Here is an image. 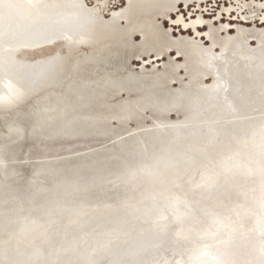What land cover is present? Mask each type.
Returning <instances> with one entry per match:
<instances>
[{"label": "rangeland", "instance_id": "374dc122", "mask_svg": "<svg viewBox=\"0 0 264 264\" xmlns=\"http://www.w3.org/2000/svg\"><path fill=\"white\" fill-rule=\"evenodd\" d=\"M178 1L15 0L20 7L0 10V95L9 83L20 94L0 103V254L174 196L222 162L205 157L206 146L264 147V0H180L170 16ZM192 23L199 31L188 34ZM155 27L175 31L168 43L202 35L205 44L194 56L154 47ZM185 54L203 71L193 100L202 110L155 114L152 106L192 89ZM233 65L256 83L245 111L229 93Z\"/></svg>", "mask_w": 264, "mask_h": 264}, {"label": "bare ground", "instance_id": "6f19581e", "mask_svg": "<svg viewBox=\"0 0 264 264\" xmlns=\"http://www.w3.org/2000/svg\"><path fill=\"white\" fill-rule=\"evenodd\" d=\"M184 3L180 0L175 3L170 16ZM179 25L174 23L175 27ZM190 29L199 31L194 23L187 29L188 34ZM151 31L156 34L150 44L157 48L168 45L175 52L188 48L194 56L193 49L205 44L202 35L185 36L187 42L168 43L165 34L169 33L157 27ZM247 34L244 32L242 36ZM169 35L174 36L175 31ZM213 47L214 42L210 43L209 52L203 54L209 57ZM186 57L192 89L186 88L183 93L152 106L155 114H163L167 109L188 116L194 110L201 112L193 100L198 98L196 94L200 95L196 90L201 87L203 71L195 68L199 65L197 60ZM176 58L180 56L177 54ZM207 63L211 67L218 65L213 59ZM232 70L235 76L230 79L229 93L240 109L248 110L253 104L248 92L255 89L256 83L237 66L233 65ZM177 73L175 71V75ZM164 85L170 87L167 76ZM260 94L264 103V93ZM218 147H223L224 153L215 152ZM235 149L231 140L206 146L205 157L221 158L222 162L214 161L202 167L200 174L174 196L144 203L137 211L123 207L82 224L73 222L53 232L63 235L59 240L52 237L42 246L25 244L0 254L4 256L0 264H197L198 255L205 250L224 264H261L264 147L258 151L237 152ZM237 161L244 165L243 171L236 172L232 168ZM204 259L213 264L209 257Z\"/></svg>", "mask_w": 264, "mask_h": 264}, {"label": "snow or ice", "instance_id": "6c2138e0", "mask_svg": "<svg viewBox=\"0 0 264 264\" xmlns=\"http://www.w3.org/2000/svg\"><path fill=\"white\" fill-rule=\"evenodd\" d=\"M38 3L39 0H35V3L33 2V0H28V5L30 7H35ZM77 6L82 7V5ZM17 7H20V5H18L15 0H0V10H11ZM5 87L7 91L4 95H0V103L9 104L19 98V91L15 89L11 83L5 85ZM260 223L262 226V234H264V218L261 219ZM261 256V264H264V249L261 250ZM204 257H209L213 264H224V262L221 261L219 257L211 255V253L207 252L206 250L201 251L198 255L197 264H208Z\"/></svg>", "mask_w": 264, "mask_h": 264}]
</instances>
